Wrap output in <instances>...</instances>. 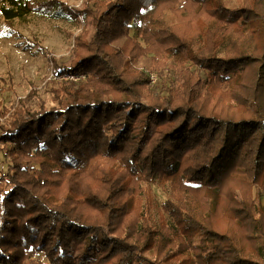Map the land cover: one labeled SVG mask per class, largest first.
<instances>
[{
  "label": "trees",
  "instance_id": "obj_1",
  "mask_svg": "<svg viewBox=\"0 0 264 264\" xmlns=\"http://www.w3.org/2000/svg\"><path fill=\"white\" fill-rule=\"evenodd\" d=\"M236 1L0 0L6 33L31 13L93 29L55 67L54 105L0 100V264H264V0Z\"/></svg>",
  "mask_w": 264,
  "mask_h": 264
},
{
  "label": "rangeland",
  "instance_id": "obj_2",
  "mask_svg": "<svg viewBox=\"0 0 264 264\" xmlns=\"http://www.w3.org/2000/svg\"><path fill=\"white\" fill-rule=\"evenodd\" d=\"M70 6H79L83 0H62ZM118 0H104L106 5L115 4ZM230 9L237 8L236 0H220ZM173 22L171 14L166 13L163 24ZM82 29L92 32L89 19H73L68 15L50 17L43 14L31 13L25 20H15L13 27L7 31L0 18V100L4 108L12 109L13 106H28L36 110L41 107L49 108L54 105L51 100L50 89L59 77L54 75L55 67L69 64L73 59V37ZM3 32V33H2ZM129 35L140 40V31L131 28ZM124 38H117L113 45L121 46ZM168 68L163 79L176 85V75L179 70L172 58L167 59ZM150 58L144 56L135 64L137 69L148 74L149 83L158 84L156 70L150 68ZM194 69L195 67L192 66ZM200 77L204 75L200 72ZM60 78H66L62 76ZM164 82V81H163ZM201 88V87H200ZM197 89V88H196ZM199 90H196L198 93ZM4 124L8 122L7 114L1 117ZM158 133L149 131V136H157ZM1 148V143H0ZM7 160L0 150V169L5 170ZM150 200L148 215L151 225L157 226L164 218L161 204L166 199L168 192L162 190L157 182L150 183ZM264 202V197H260ZM167 219V218H166ZM255 247L256 240H250ZM38 260L46 261L38 254ZM83 264H89L88 259L82 260Z\"/></svg>",
  "mask_w": 264,
  "mask_h": 264
}]
</instances>
